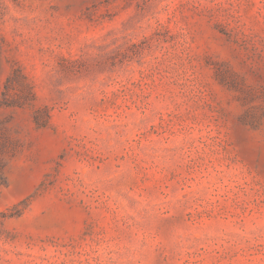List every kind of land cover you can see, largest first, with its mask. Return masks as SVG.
<instances>
[{
  "label": "rangeland",
  "instance_id": "obj_1",
  "mask_svg": "<svg viewBox=\"0 0 264 264\" xmlns=\"http://www.w3.org/2000/svg\"><path fill=\"white\" fill-rule=\"evenodd\" d=\"M0 264H264V0H0Z\"/></svg>",
  "mask_w": 264,
  "mask_h": 264
}]
</instances>
